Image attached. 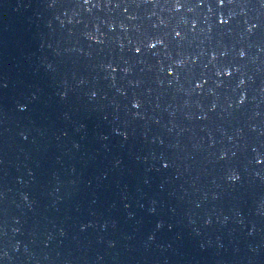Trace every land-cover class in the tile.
<instances>
[{
  "label": "water",
  "instance_id": "obj_1",
  "mask_svg": "<svg viewBox=\"0 0 264 264\" xmlns=\"http://www.w3.org/2000/svg\"><path fill=\"white\" fill-rule=\"evenodd\" d=\"M0 264H264V0H0Z\"/></svg>",
  "mask_w": 264,
  "mask_h": 264
}]
</instances>
